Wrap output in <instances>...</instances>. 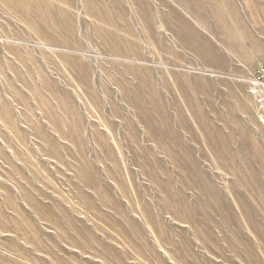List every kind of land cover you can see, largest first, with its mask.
Instances as JSON below:
<instances>
[{
  "label": "rangeland",
  "instance_id": "1",
  "mask_svg": "<svg viewBox=\"0 0 264 264\" xmlns=\"http://www.w3.org/2000/svg\"><path fill=\"white\" fill-rule=\"evenodd\" d=\"M47 1L0 0V264H264V0Z\"/></svg>",
  "mask_w": 264,
  "mask_h": 264
},
{
  "label": "bare ground",
  "instance_id": "2",
  "mask_svg": "<svg viewBox=\"0 0 264 264\" xmlns=\"http://www.w3.org/2000/svg\"><path fill=\"white\" fill-rule=\"evenodd\" d=\"M1 1L3 3L2 5H5L7 7L6 11L10 14V16L19 18L22 21L24 27L32 31L33 33H39V34L41 32L45 33V30L55 32L54 29L57 25L54 24L55 22H65L67 16H69L71 19H74L73 14H68L60 11H59L60 13H58V11L54 9L53 5L47 0H1ZM94 5L88 10L90 13H92V16L96 19L95 21V26H97L96 34L100 38V41L104 43L108 38L107 36H112L118 39L121 43H124L125 45L128 44V39L122 38L117 34L113 35L108 33V31H110V28L112 27V24L106 22L107 12L104 9L99 11L97 8H94ZM29 6L33 7L32 10L28 9ZM130 28L132 27L130 26ZM68 29H70L69 31L71 33H74L75 31L73 26H71V28L69 27ZM106 32L108 34L105 35ZM105 37L107 38L105 39ZM43 39L44 41L47 42L67 44L66 41L60 38L50 40L46 37H43ZM130 42L135 44L139 41H136V39L131 38Z\"/></svg>",
  "mask_w": 264,
  "mask_h": 264
}]
</instances>
